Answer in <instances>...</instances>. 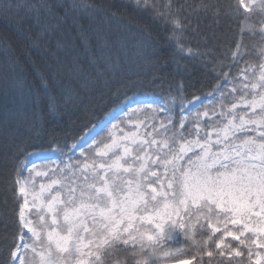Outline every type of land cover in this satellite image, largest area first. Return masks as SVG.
Returning a JSON list of instances; mask_svg holds the SVG:
<instances>
[{
  "label": "trees",
  "instance_id": "1",
  "mask_svg": "<svg viewBox=\"0 0 264 264\" xmlns=\"http://www.w3.org/2000/svg\"><path fill=\"white\" fill-rule=\"evenodd\" d=\"M19 2L49 7L40 10L39 23L37 13L24 7L13 9L10 20L0 19V37L8 38L21 66L19 76L7 81L0 77V264H8L10 251L22 236V199L14 181L31 153L52 149L68 152L93 126L138 94L169 103L175 130L190 141L195 134L192 124L180 128L184 105L194 97L216 92L218 84L238 81L245 69L258 67V52L264 47L259 33L264 15L247 14L243 8H233L218 23L209 16L197 30L188 25L181 31L170 21L137 8L134 0H88L99 6L91 14L73 8L81 0ZM154 2L163 11L167 0ZM172 2L185 5L179 16H188L195 23L188 5L195 7L200 0ZM219 2L236 5V0ZM238 44L245 54L234 59ZM189 48L199 54H190ZM223 73L229 74L228 83ZM17 79L22 83L17 85ZM180 85L183 90L178 94ZM241 93L230 92L224 102L243 98ZM193 225L188 233L180 231L174 239L163 241L162 251L180 249L174 257L186 258L189 264H255L253 257L248 258L250 236L247 247L226 238L225 243L239 245L243 253L230 258L228 251L220 256L215 248L222 231L208 240L212 234L208 222L201 219ZM207 251H213L211 258ZM107 259L108 264H134L131 252L122 248Z\"/></svg>",
  "mask_w": 264,
  "mask_h": 264
},
{
  "label": "snow or ice",
  "instance_id": "2",
  "mask_svg": "<svg viewBox=\"0 0 264 264\" xmlns=\"http://www.w3.org/2000/svg\"><path fill=\"white\" fill-rule=\"evenodd\" d=\"M134 2L137 8L154 18L170 21L175 29L181 31L188 25L197 30L209 16L214 23H218L221 17L229 16L233 8L236 11L243 8L247 14L257 10L264 14V0H236L235 6L221 4L219 0H200L195 7L188 5L190 15L195 18L193 23L188 16H179L185 10V5H174L172 0H167L163 11L154 0ZM0 3H3L0 19L5 21L11 19L13 9L24 7L37 13L39 23L40 10L49 7L46 4H21L19 0H0ZM98 7L88 0L73 4V8L88 14ZM259 33L264 40V23L259 26ZM187 51L193 55L199 54L193 53L191 48ZM0 54L3 56L0 77L7 81L9 77L19 76V58L13 54L7 37H0ZM244 54L238 44L232 55L238 59ZM258 55L261 60L259 75L256 76L255 72L250 75H244L243 71L241 73L246 81L242 82L243 89L258 90L253 92L252 100L245 101L253 117H257L258 110V118L245 120L244 116H240L239 123H235L233 112V118L216 132L214 142L210 137L189 141L183 132H175L159 144L155 139L137 144L132 138L131 143L137 145L135 149L128 146L127 139L122 143L112 140L103 149L97 147L91 157L89 153L93 152L96 141L88 144L83 140L84 146H80V142L72 145V148L79 147L82 162L66 165L68 174L48 185V189L59 185V190L51 195L46 205L47 211L52 214V226L46 233V241L41 239V234L35 228L29 227L30 222L25 220L22 208L20 220L23 227L40 241L41 247L38 250L24 244V249H30L32 253L26 260L21 254V247L16 245L9 253L8 264H108L107 258L121 248L131 252L134 264H160L163 241L174 239L180 231L188 233L194 227L193 219L197 223L201 219L207 221L212 230L208 240H214V234L221 229L215 227L212 220L216 218L219 221L221 216L225 221L224 232L220 240L215 241L220 256L225 255L224 249L230 248V245L224 244V237L231 236L239 241V245L247 246L246 239H241L245 232L258 237L260 242L257 246L264 248V47L259 49ZM55 71L59 73L60 67ZM228 75L223 73L225 83L229 82ZM15 82L17 85L22 83L19 79ZM221 87L218 84L215 91H220ZM182 90L183 86H178V94ZM199 102L200 98L194 97L189 107ZM232 108L235 109L236 105L233 104ZM157 111L165 115L168 113L163 106ZM204 115L208 116V113ZM223 115L225 113L222 112ZM186 118L181 119V128ZM249 126H253L251 132L255 135L247 134ZM237 133H244V138L240 139ZM237 140L240 142L236 143ZM213 143L222 147L213 151ZM144 144L150 148L152 145L156 147L142 156L140 153L145 152ZM121 148L122 151H119ZM14 182L20 185L19 192L25 193L21 181L17 178ZM41 188L42 191L48 190L43 185ZM58 217L62 219L58 220ZM228 223L241 227L237 232H232L227 228ZM252 243L257 241L253 240ZM239 245L231 248L227 256L241 257L243 253ZM179 251L176 249V253ZM213 254V251L206 252L209 258ZM174 255L163 252L165 257ZM248 258L252 259L250 246ZM261 260L264 257L257 253L255 264H261Z\"/></svg>",
  "mask_w": 264,
  "mask_h": 264
},
{
  "label": "rangeland",
  "instance_id": "3",
  "mask_svg": "<svg viewBox=\"0 0 264 264\" xmlns=\"http://www.w3.org/2000/svg\"><path fill=\"white\" fill-rule=\"evenodd\" d=\"M246 2H248V0H246ZM251 14L264 15L261 14L259 10ZM243 72L244 75H250L252 72H255L256 76H258L259 68L250 67ZM244 75L240 74L238 81L231 82L230 85L226 84L225 86H222L220 91L198 97L200 98V102L196 103L194 106L189 107V103L193 100L184 105V111H181L180 121L182 118L187 117L184 119V126L189 127L192 124L191 130H194L195 134L190 140H203L210 137L214 142L217 138L216 132L219 129H222L229 119L233 118V112L236 116V119L234 120L235 123H239L240 116H244L245 120L258 118V110L257 117H253L249 105L245 103V101L252 100L253 92L258 90L243 89L242 82H246L244 81ZM250 78L254 80V77L250 76ZM234 88L236 89L235 91H233ZM238 91L242 92L241 95L243 98L238 99L231 104L224 102L225 98H229L227 96L230 95V92L237 94ZM233 104L236 105L235 109L232 108ZM162 106L168 109L167 115L163 112L157 111V109ZM171 112L170 104L164 103L157 96L154 97L149 94H138L133 98L128 99L121 107L114 109L111 114L103 119V121L87 131L78 142H80V146H84L82 142L83 140H86L88 144H92L93 141L97 142V144L93 146V152L89 153L90 157L95 154V149L97 147L103 149V146L112 143V140H116L117 143H122L127 139L128 146L132 149H135L137 146L136 144L131 143L132 138H135L137 144L141 141H151L152 139H155L159 144L160 141L169 139L173 133L179 132V130H175L176 121ZM205 112L208 113V116L204 115ZM222 112L225 113V115L221 116ZM214 113L215 115H213ZM169 120H171V124H169ZM113 125H115V127H113ZM206 126L209 127L207 128ZM251 127L253 126H249L247 134L255 135L251 132ZM165 129H167V131ZM237 136L240 139H243L244 133H237ZM109 137H111V139ZM78 142L74 144H77ZM239 142L240 140L236 141V143ZM142 147L145 149V152L140 153L143 156L146 152H151L156 145H152L150 148L147 144H144ZM218 147H222V145L217 146L213 143V151H216ZM119 151H122V148ZM196 151H199V149ZM133 155H135V152ZM153 158L155 157L153 156ZM77 161L82 162L79 147L72 148L71 146L68 152L60 151L59 149H52L51 151L31 153L21 164L20 175L17 177L25 187V193H20V185H18V192L22 199L21 209L23 208L24 210L25 220L30 222L29 227L35 228L36 231L41 234L42 240L46 241V233L52 226V214L47 211L46 205L51 199V195H54L55 191L59 190V185H53L52 189H48V185L52 184L53 180H60L62 176L67 175L68 170L66 165L76 164ZM61 170H63V172ZM42 185L48 190L42 191ZM63 197L64 193L62 192L61 198ZM41 217H43V219H41ZM61 219L62 217H58V220ZM20 223L22 224V236L18 245L22 249L21 254L24 255L27 260L31 257L32 253L30 249H24V244L32 245L39 250L41 243L23 227L21 220ZM196 223L197 222L193 219L192 224ZM212 224L221 229L220 231H222L223 236L225 224L223 216L219 218V221H217L216 218H213ZM240 227L241 226L239 225L234 226L231 223L227 224L228 230L232 232H237ZM84 235L87 237V234ZM249 236L252 238L250 246L252 247V257L255 262L257 259V253H260L261 257H264V248L257 246L260 241L258 237L253 236L251 232H245L244 235L241 236V239H247ZM226 238L227 237H224V241ZM253 240H256L257 243H252ZM246 242L248 241L246 240ZM224 244L230 245V248L224 249L225 252L230 251L231 248H236L232 247L229 242H224ZM163 252L164 250L161 251L160 264L190 263V260L186 258L179 259L174 256L165 257L163 256ZM167 252L176 254V251ZM261 264H264V260H261Z\"/></svg>",
  "mask_w": 264,
  "mask_h": 264
}]
</instances>
